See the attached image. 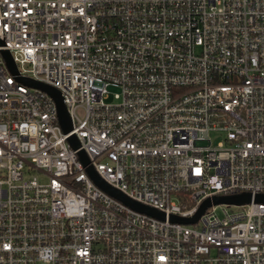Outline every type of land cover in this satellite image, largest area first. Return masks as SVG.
<instances>
[{
  "label": "built area",
  "instance_id": "1",
  "mask_svg": "<svg viewBox=\"0 0 264 264\" xmlns=\"http://www.w3.org/2000/svg\"><path fill=\"white\" fill-rule=\"evenodd\" d=\"M258 194L264 0H0V264H264Z\"/></svg>",
  "mask_w": 264,
  "mask_h": 264
},
{
  "label": "water",
  "instance_id": "2",
  "mask_svg": "<svg viewBox=\"0 0 264 264\" xmlns=\"http://www.w3.org/2000/svg\"><path fill=\"white\" fill-rule=\"evenodd\" d=\"M2 56L5 60L6 66L8 67L9 71L13 74H17V67H16L10 53L7 50H4V51H2ZM19 80L21 82H23L24 84H26L27 86L42 90L43 92L48 94L53 99V101L55 102L56 108H57L59 124H60L63 132L64 133L70 132L72 129L71 119L69 117V114L67 112L66 106L63 102V98H62L60 92L56 88H54L50 85H47L45 83L33 80L31 78H27V77L26 78H19ZM68 141H69V143L73 149L76 150L79 148V143L76 140L75 136L69 137ZM78 155L84 164L88 163V159L82 150L78 151ZM87 171H88L90 177L94 180V182L101 189L108 192L110 195L122 200L123 202H125L126 204L131 206L132 208H135L139 211L145 212L147 214H150L152 216L159 217V218L164 217L160 211H158L154 208L143 206L141 204L133 202L132 200H130L129 198L124 196L119 191L111 188L107 183H105L103 180H101L97 176V174L95 173V171L93 170L92 167H88ZM251 199H252L251 195L248 193H241L238 195H230V196H215V197H212V198L205 200L204 203L199 208V210L197 211V213L193 217L181 218V217L174 216V217H172V220L177 221V222H182V223H192V222H195L198 219V217L204 212V210L207 207L211 206V204H219V203L244 204V203L250 202ZM254 201L264 203V194L255 195Z\"/></svg>",
  "mask_w": 264,
  "mask_h": 264
},
{
  "label": "rangeland",
  "instance_id": "3",
  "mask_svg": "<svg viewBox=\"0 0 264 264\" xmlns=\"http://www.w3.org/2000/svg\"><path fill=\"white\" fill-rule=\"evenodd\" d=\"M216 141H217V139L214 140V142H216ZM40 177H41L42 179H44L43 176H40ZM223 208L233 209V207H231V206H229V205H225V204H223V205H217V207H216V213H217L219 216L222 215V210H223Z\"/></svg>",
  "mask_w": 264,
  "mask_h": 264
}]
</instances>
